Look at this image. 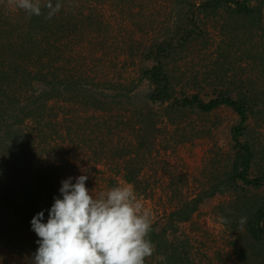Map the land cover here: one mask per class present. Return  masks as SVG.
I'll list each match as a JSON object with an SVG mask.
<instances>
[{
  "label": "trees",
  "instance_id": "obj_1",
  "mask_svg": "<svg viewBox=\"0 0 264 264\" xmlns=\"http://www.w3.org/2000/svg\"><path fill=\"white\" fill-rule=\"evenodd\" d=\"M92 1L97 0H62L61 11L47 19L46 10L44 15L29 18L14 6V0H0V245L29 262L38 247L31 219L51 207L53 197L59 196L61 180L74 177L71 154L86 159L93 155L95 162L105 157L121 160L124 180L135 190H142L144 166L136 156L150 155L154 143L149 140L162 131L157 124H145V118L151 117H146L142 108L131 114L133 125L119 114V123L131 129L130 140L123 146L108 134L111 128L114 130L113 124L105 130L98 123L103 114L87 116L120 110L115 98L122 93L119 90L127 89L121 84L96 82L90 74L85 76L80 68L72 67L81 55L78 48L71 49L73 45L111 36L109 23L93 9ZM262 1H201V7L210 12L225 11L229 17L250 21L244 28L247 52L241 60L251 71L256 70L254 78L242 82V75L233 76L240 83L213 87L207 101L198 94L178 97L164 63L168 57L165 53L172 47L167 39L150 45L145 59L151 66L141 74L151 85L145 104L166 105L161 113L164 129L177 127L183 120V110L204 115L225 107L238 117L230 128V151L215 156L207 184L178 203L170 214V224L187 222L205 200L230 194L217 210L223 225L236 235L231 245L239 264H264V193H259L264 186V144L249 126L253 121L257 127H264V47L259 48L253 39L258 30L264 34L261 6L256 7ZM192 32H185L183 42L191 40ZM104 88L117 95L105 90L103 94ZM131 90L120 98L129 101ZM74 117L77 119L72 120ZM253 169L256 173L252 176ZM241 217L246 218L243 224ZM150 235L155 246L162 247L167 264H185L184 260L175 261L180 255L178 247L168 242L165 234L156 233L152 227Z\"/></svg>",
  "mask_w": 264,
  "mask_h": 264
},
{
  "label": "rangeland",
  "instance_id": "obj_2",
  "mask_svg": "<svg viewBox=\"0 0 264 264\" xmlns=\"http://www.w3.org/2000/svg\"><path fill=\"white\" fill-rule=\"evenodd\" d=\"M201 1H92L93 9L103 14L104 20L109 23L111 36L103 40L96 39L97 42L91 44H72L71 49L78 48L81 51L72 67L80 68L85 76L90 74L96 82L125 86L127 89L118 91L121 94L132 89L128 95L131 99L126 101L120 98L121 94L117 97V92L104 88L103 94H116L115 101H119L117 107L120 110L110 115L104 111L87 114L94 117L103 114L104 117L98 119V123L105 130L113 124L114 130L111 128L107 132L114 142L124 146L123 142L130 140L131 129L123 122L119 123V114L124 122L128 120L133 125L130 117L138 108L144 110L146 117H151L147 118L150 121L145 118L146 125L152 122L158 128L162 127L156 139H148L154 143L151 154L145 158L136 156L141 161L139 164L144 167L140 179L142 190L135 191L145 208L151 211L154 231L165 234L168 242L177 245L180 255L175 261L184 260L185 264H239L231 245L236 235L223 225L217 210L221 203L230 199V194L215 195L205 200L187 222L170 224V214L178 203L193 197L207 184L215 156L230 151V128L238 117L225 107L204 115L183 110L182 122L177 127L167 126L164 129L165 119H161V113L166 105L145 104V96L151 91V85L141 77L142 71L151 66V62L145 59L150 45L165 39L171 42L172 47L165 53L168 57L164 63L171 73L178 97L198 94L202 100L207 101L213 94V87L222 83H240L233 76L242 75V82H245L247 77L254 78L257 75L256 70L251 71L247 68L248 63L241 60V55L247 52L243 42L248 35H245L247 29L244 28L250 21L229 17L225 11L210 12L201 7ZM258 6H261L264 22V0ZM187 30L193 31L191 40L183 42L182 37ZM253 39L259 48L264 47V34L260 30ZM251 82L261 84L257 79H251ZM71 114L75 116V113ZM76 119L74 117L72 120ZM249 126L254 130L256 138L264 144V127H257L253 121L249 122ZM56 147L62 149V145ZM71 158L75 164L72 169L74 177L82 174L81 169H88L86 186L90 190L94 189L96 195L117 184H129L124 180L121 160L105 157L95 162L93 155H88L86 159L75 158L72 154ZM255 173L253 169L251 175ZM260 191L264 193V186ZM0 264L32 262L0 245ZM145 264H167L162 247H156Z\"/></svg>",
  "mask_w": 264,
  "mask_h": 264
},
{
  "label": "clouds",
  "instance_id": "obj_3",
  "mask_svg": "<svg viewBox=\"0 0 264 264\" xmlns=\"http://www.w3.org/2000/svg\"><path fill=\"white\" fill-rule=\"evenodd\" d=\"M26 15L51 19L62 0H14ZM88 169L61 180L59 196L31 219L38 239L32 264H145L156 246L151 240L152 214L134 187L117 184L94 194L86 186ZM45 211L47 219L45 221ZM246 222L245 217L240 223Z\"/></svg>",
  "mask_w": 264,
  "mask_h": 264
}]
</instances>
